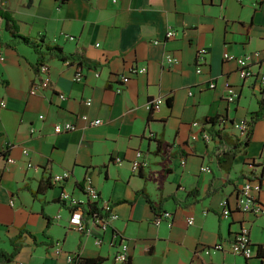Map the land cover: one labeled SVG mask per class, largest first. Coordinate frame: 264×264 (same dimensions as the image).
I'll return each mask as SVG.
<instances>
[{
    "label": "crops",
    "instance_id": "crops-1",
    "mask_svg": "<svg viewBox=\"0 0 264 264\" xmlns=\"http://www.w3.org/2000/svg\"><path fill=\"white\" fill-rule=\"evenodd\" d=\"M0 8L21 35L43 37L94 66L48 54V74H38L37 52L25 43L6 45L12 35L0 18V264H71L76 255L126 264L114 258L113 240L129 244L130 264H263L259 256L244 263L230 242L247 226L255 251L264 247V215L237 205L246 182L264 183V118L254 122L230 173L217 163L218 141L204 140L201 127L206 118L224 117L216 128L241 139L242 121L260 109L264 0H0ZM168 29L174 38H166ZM201 49L204 61L197 57ZM254 52L261 56L246 80L224 57ZM168 55L178 62L169 63ZM133 66L147 71L134 74ZM80 70L84 76L76 81ZM120 75L130 78L123 92ZM227 84L238 95L234 102L227 100ZM157 97L164 102L152 110L149 101ZM95 119L102 124L90 125ZM68 122L76 129L55 132ZM158 139L169 145L168 156L176 152L162 186ZM139 150L148 163L135 173L131 161ZM66 171L64 183L51 181L33 194L42 179ZM88 176L118 215L108 230L90 224L79 231L71 208L59 200L62 190L83 198ZM257 197L264 204V188ZM163 213L172 216L156 225ZM217 243L225 248L203 251Z\"/></svg>",
    "mask_w": 264,
    "mask_h": 264
},
{
    "label": "built area",
    "instance_id": "built-area-1",
    "mask_svg": "<svg viewBox=\"0 0 264 264\" xmlns=\"http://www.w3.org/2000/svg\"><path fill=\"white\" fill-rule=\"evenodd\" d=\"M175 34L176 32L173 29H168L166 38L172 39L174 38ZM67 37L68 39H71V40L74 39L73 36H67ZM159 42L160 41H154V44H158ZM206 52H207L206 49L197 50V57L201 61H204ZM260 56L261 55L259 52H254L253 54L246 55V56L245 55L235 56V55H231L230 53L224 54V57L226 59L230 61H234L237 65H239L238 66L239 73H240V76L244 80L255 76V73L252 70V67H253L252 63L254 61L253 58L259 59ZM262 57H264V52H262ZM167 60L169 63L178 62L177 58L171 57L169 55L167 56ZM48 71H49V68L46 65V63L43 62L42 64L39 65V73L47 75ZM146 71H147L146 67L138 68L137 66H133L130 72L134 74H137V73L142 74V73H145ZM196 72L199 74L202 72L201 65L196 66ZM99 75L100 74L98 72H95L96 77H99ZM83 76L84 75L82 71L80 70L75 75L74 79L76 81H81ZM129 79L130 78L128 76H124V75L119 76L118 80L120 82V86L117 88L118 92H123V88L129 82ZM257 79H258V82H257L258 87L260 90V97H261L260 100L264 103V89H263L264 88V73L259 74L257 76ZM209 86L210 88H215V84L213 82H210ZM227 91H228L227 100L229 102H234L236 97H238L237 93L234 91L233 87L229 86L228 84H227ZM61 97L64 98V96H61ZM163 102H164V97H157L153 100H150L148 106L152 110L158 109L162 105ZM88 104H90V102H88ZM83 118L88 120V117L86 116H84ZM99 124H102L101 119H95L90 122V125L92 126H97ZM194 124L197 126L200 125L197 122H195ZM206 127H209V124L201 127L202 137L206 141H211L213 139L212 135L210 134V132L208 131ZM249 128L250 127H249L248 122L242 121L240 130L244 133V135H246ZM74 129H76V126L75 124H72V122H68L65 124L58 123L54 126V130L57 133L67 132V131L74 130ZM192 138L196 139L197 135H193ZM23 153L27 154L28 150L25 149ZM113 160L117 164H120V165H122L124 162L118 156L114 157ZM7 161L10 163H15V160L12 157H9ZM147 163L148 162L146 159V154L140 150L137 151L136 155L134 156V159L131 161V165L135 173L140 171L141 168ZM28 166H33V165L29 163ZM68 177H69V172L66 171L60 175L55 174L52 177L51 181L54 184L60 185L64 183V181ZM94 185L95 184L93 183V180L89 178L88 176L86 177L85 185L83 186V193H84L83 198L75 197L73 196V193L68 192L66 190H62L61 195H60L59 200L71 208V214H72L71 217L75 221H77L79 231L87 230L90 224H97L101 226L103 229L108 230L110 228V222L114 218H116V216H118L117 213L114 211V207L112 206V203L110 202V200L104 199V197L101 196V193L98 191V189ZM263 188H264V183L259 182L257 180H251V181L246 182L245 185L243 186V189H241L240 191V196H239L238 204H237L238 207L242 211L250 212L256 216L264 215V204H262L257 197V194ZM10 203L13 204V201L11 200ZM91 207H93L96 210V212H99V213H95L92 217H90L86 221L84 218V215H85L84 212L87 210L89 211ZM223 214L226 217H228L229 215V210H226L225 207L223 209ZM171 216L172 215L170 213H163L154 220V223L156 225H159L163 219L164 220L168 219ZM193 223H194V217L189 218L188 224H193ZM250 235L251 233H250L249 227L247 226L240 227L239 231L237 232V234H235L233 240L230 242V252L233 253L234 255H240L245 258H252L254 256L257 257L258 254L255 251L256 249L254 245L252 244ZM111 244L114 245V247L116 248L115 253H114V258L117 260V262H118V257H129V252H128L129 244L126 241L120 240L118 242V240H115V241L113 240ZM224 248L225 247L223 244L217 243L215 244L213 248L203 249V251L205 253L210 254V252L221 251ZM262 261H264V257L262 258Z\"/></svg>",
    "mask_w": 264,
    "mask_h": 264
},
{
    "label": "trees",
    "instance_id": "trees-1",
    "mask_svg": "<svg viewBox=\"0 0 264 264\" xmlns=\"http://www.w3.org/2000/svg\"><path fill=\"white\" fill-rule=\"evenodd\" d=\"M10 13L6 10H3L0 8V18L5 19L7 21V27L9 33L12 35L11 41H7L5 44L9 46H14L20 43H25L31 46L37 54L39 55V59L37 61V64L35 66V71L39 74V65L44 61L45 56L48 54L51 56L58 57L62 59V61H67V62H73L76 59L79 60L78 64L83 65L86 64L89 67H94L91 63L89 62H84L83 59H79L76 55H64L62 53V49L57 47V46H50L49 44L45 43V38H41L40 41H34L28 36L21 35L18 32V27L15 22V20L9 15ZM168 103H171V99H168ZM260 109L256 112H254L251 115V118L249 120H244V122H248L249 124V129L245 135L244 138H239L234 136L235 138H232L228 133H224L222 129L216 128L218 124L222 120H226L224 117L221 119L218 117H209L204 120V125L210 124L209 131L210 134L212 135V138L216 139L218 142L216 143L214 147V153L216 155V160L220 168H224L227 173H230L232 170V163L233 159L239 152L240 146H246L249 143L250 139V134H251V128L253 127L254 122L257 119L264 118V103L260 100ZM157 148L155 153L162 155L163 158V170L160 172V186H162L163 182L166 180L167 176L172 172V167H171V162L176 156V152L171 153L168 156V148L169 145L165 142L163 139H158L156 141ZM51 180H41L39 183L37 191L33 192L35 196L38 195V193L44 192L47 188L51 186ZM151 206L154 208L153 204L150 202ZM84 218L87 221L90 217H92L96 212V210L91 207L90 210L84 212ZM99 215V214H98ZM22 229L19 233V237L21 236ZM14 241V240H13ZM16 244H14V254H16L19 250V243L18 241H14ZM258 256L263 258L264 257V247L260 245L259 250H258ZM100 261H102L100 258H87V257H82L80 255H76L73 257L71 264H99ZM130 256L128 257V260L126 264H130ZM264 264V262H262Z\"/></svg>",
    "mask_w": 264,
    "mask_h": 264
},
{
    "label": "bare ground",
    "instance_id": "bare-ground-1",
    "mask_svg": "<svg viewBox=\"0 0 264 264\" xmlns=\"http://www.w3.org/2000/svg\"><path fill=\"white\" fill-rule=\"evenodd\" d=\"M128 260V257H118V261H120L121 263H126Z\"/></svg>",
    "mask_w": 264,
    "mask_h": 264
},
{
    "label": "rangeland",
    "instance_id": "rangeland-1",
    "mask_svg": "<svg viewBox=\"0 0 264 264\" xmlns=\"http://www.w3.org/2000/svg\"><path fill=\"white\" fill-rule=\"evenodd\" d=\"M261 190H262V189H261ZM237 256H239L240 260L243 261V262L245 263V259H244L245 257H242V256H240V255H237ZM246 259H250V258H246ZM262 262H264V261H262Z\"/></svg>",
    "mask_w": 264,
    "mask_h": 264
}]
</instances>
